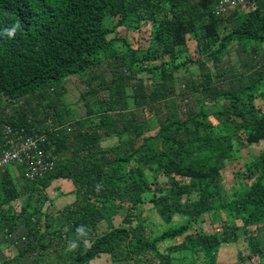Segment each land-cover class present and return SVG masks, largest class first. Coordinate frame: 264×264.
<instances>
[{
  "label": "trees",
  "instance_id": "trees-1",
  "mask_svg": "<svg viewBox=\"0 0 264 264\" xmlns=\"http://www.w3.org/2000/svg\"><path fill=\"white\" fill-rule=\"evenodd\" d=\"M214 3L215 0H167L166 11L171 16L165 13L156 16L159 8L152 0H0V99H27L36 94L43 96V90L48 88L53 91L63 78L96 68L114 53L117 43L130 52L131 59L125 66L129 75H134L136 72L132 65L137 62L135 51L128 49L124 39L109 35L118 26L127 27L130 22L138 25L144 19L137 14L139 9L147 11L146 19L151 24V47L145 52L144 59L147 62L159 61L144 70L152 73L159 70L163 78L170 76L178 66L166 69L161 57L167 55L173 59L175 49L179 51L185 45L188 33L198 34L203 39L199 48L206 46L210 52L208 57L214 61L232 40L264 43V0H247L246 13L239 17V21L230 18L222 26V32L219 31L222 17L212 14ZM15 24L20 27L13 36H8L6 30ZM212 45H215L214 50L210 48ZM255 62L258 65L257 60L242 63L251 80L247 88L222 90L219 85L210 86L209 82L200 84L207 96L223 94L229 99V107L219 113L223 117L219 121V130L207 122L196 121L197 117L205 115L199 111L193 113L188 107L186 119L169 122L165 117L166 121L156 136L146 137L144 143L132 152L125 149L118 155L113 148L101 146L103 137L119 136L129 129L125 122L112 125L114 118L122 116L120 113L107 115L115 112L109 99L116 92H108L109 95L99 103L102 109L105 106V110L95 128L105 129L103 137L85 130L80 118L72 113L64 117L59 113L51 114L49 121L42 120L46 123L42 124L38 116L31 114L22 104L11 116L0 120V129L8 124L44 133L55 167L37 182L25 180L20 170L17 184L9 177L7 168L0 170V212L9 214L8 210L2 209L3 203L15 200L27 189L40 192L44 181L69 180L77 187V200L63 210L60 228L66 226L67 229L64 232L58 229L57 233L65 244L62 245L63 252L52 248L57 260L64 257L66 264H88L102 254L114 257L121 243L126 241L125 247L130 255L125 254L121 259L141 264L136 257L145 249L158 256L156 242L184 236V242L170 247L168 252L180 253V260L194 264L191 260L194 244L209 253L232 235L200 232L197 236L185 235L202 215L212 210L225 211L233 220L241 217L244 225L259 224L264 219V153L247 166V170L255 173L254 180L240 188L229 202L222 199L217 186L224 162L231 155L234 138L225 131L224 121L230 116L236 117L239 122L235 123V132L243 131L247 143L264 142V108L260 111L255 109L251 93L264 80V72H250ZM261 64L264 65V62ZM255 75H258L257 79ZM160 95H163L162 91L152 94L150 101H156ZM143 98L142 95L136 104H143ZM85 108L87 117L98 114L88 103ZM146 167L151 171L153 180L160 174L166 178L163 187L152 190L153 182L148 181L144 172ZM178 177L188 180L181 181ZM151 191L153 194L149 201L165 223L171 221L175 214L185 217V222L168 227L150 240L142 224L133 227L124 223L108 225L110 217L115 215L112 209L116 208V200L127 198L132 205L143 203L142 194ZM96 201H99L98 206ZM40 215L30 205L22 207L16 214L26 234L23 249L35 252L34 264L47 254V246L39 240L43 237L39 236L40 229L52 225L51 220H41ZM100 220L107 222V229L96 235ZM234 222L230 225L238 227ZM81 225L87 231L84 238H78L76 234L77 227ZM63 237L68 242L77 240V248L67 251L69 243H65ZM160 257L162 264H172L170 254Z\"/></svg>",
  "mask_w": 264,
  "mask_h": 264
},
{
  "label": "rangeland",
  "instance_id": "rangeland-1",
  "mask_svg": "<svg viewBox=\"0 0 264 264\" xmlns=\"http://www.w3.org/2000/svg\"><path fill=\"white\" fill-rule=\"evenodd\" d=\"M152 1L159 8L156 11V16H161L164 13L171 16L166 11L167 0ZM139 10L136 11L137 14L142 15L144 19L138 25L135 22H130L127 27L118 26L115 32L109 35L111 38L124 39L128 49L135 51L137 62L132 65L133 70L136 72L134 75H129L125 66V63L131 59L130 52L121 43H117L114 47V53L111 54L112 56L110 55L108 59L101 61L96 68L87 69L80 75L63 78L60 84L54 87L53 91L48 88L43 90L41 92L43 96L36 94L27 97V99H0V120L11 116L15 110L25 104L31 114L38 116L42 124L45 123L42 120L49 121V115L51 114L59 113L64 117L68 113H72L75 117L80 118L81 125L85 130L103 137L105 129L95 128V125L98 123L100 115L104 114L103 110H105V106H103L105 104L102 103V109L99 103L111 91L116 92L109 99L110 106L115 112L111 111L107 115L120 113L122 116L114 118L112 125H122L125 122L129 127L128 131H125L122 135L102 138L101 146L113 148L116 155L122 154L125 149L132 152L134 148L144 143L146 137L156 136L166 118L169 122L186 119L188 107L191 108L193 113L199 111L205 115L197 117L196 121L207 122L213 128L219 130V121L223 118L219 116V113L229 107V99L223 94H217L213 97L207 96L200 88V84L209 82L210 86L219 85L222 90L249 87L251 80L248 78L247 72L244 71L242 63L257 60L258 65L255 62L256 64L254 63L255 65L250 69V72L253 73L254 70L264 72V65L261 64L264 62V43L252 40L240 42L232 40L217 60L214 61L208 57L210 52L206 46L205 48H199L203 39L198 34L188 33L186 34L185 45L183 48L180 47L179 51L175 49L173 59H170L167 55L161 57L164 63L163 66L166 69L178 66L170 76L166 75L163 78L162 72L159 70H154L153 73L144 70L147 67L157 65L159 61L147 62L144 59L145 52L151 47V24L146 19L145 13L147 11L140 10V12H143L141 14ZM243 13H246V11L237 10L222 17L223 20L219 23V31L222 32V26L226 25L230 18L239 21V17H242ZM210 48H215V45ZM257 77L258 75H255L256 79ZM159 91H162L163 95H160L156 101H150V96L155 93L158 94ZM55 92H57V95ZM251 93L253 94V105L255 109L260 111L264 108V95H260L264 93V80L260 85H256L255 90H252ZM142 95L144 98L141 100H144L145 104H136V101L142 98ZM86 103L93 107L98 114L87 117ZM237 122H239V119L234 116H230L227 121H224L225 131L234 137L232 139L231 155L225 160L224 168L221 171V179L217 182L220 195L226 202H229L240 188L251 184L255 178V173L247 170V166L250 165L251 160L264 153L263 141L256 144L247 143L243 131L238 130L235 132V123ZM7 168L16 170V172L20 171L16 166ZM144 172L148 176V181L153 182L151 185L152 190L164 186L166 178L162 174L158 175L156 180H153L151 171L147 167ZM178 178L181 181L188 180L187 178ZM43 183L40 192L27 189L15 199V212L19 213L22 207L30 205L40 212L41 220L44 218L46 221L51 220L52 225L46 229L42 227L39 232V236H43L39 238L40 242L45 244V247L47 246L45 251L47 253L46 264H66L64 257H60L59 260L56 259L57 255L52 248L61 252L62 247L65 245L57 237V233L58 229L63 232L67 229L66 226L60 228L63 220L62 214L66 206L77 200V187L71 181L65 179H53ZM22 184L25 185L24 182H21ZM152 194V191L143 193V203L135 205L130 204L131 201H128L127 198L123 201L116 200L114 203L116 208L113 207L112 209L115 215L110 217L108 225L112 223L114 226H118L124 223L127 227H133L142 224L145 235L150 240L168 227H175L185 222V217L175 214L171 221L165 223L149 201ZM98 203L99 201L95 202L96 205ZM233 221L236 222L238 227L233 228L230 225ZM98 224L100 226L96 235L107 229L105 220H100ZM199 232L220 236L221 234L223 236V234L231 233L232 235L228 236L229 240L220 243L216 250L209 253L194 244L192 248L194 254L191 258L194 264H264V219L259 224L244 225L241 217L233 220L225 211L212 210L193 222L185 235L197 236ZM63 238L67 243L68 239ZM183 242L184 236L158 241L155 243L158 256L153 254L150 249H145L136 258L141 264H162L160 256L170 254L172 264H189L188 260H180V253L168 252L170 247ZM126 244V241L121 243L114 257L102 254L88 264H135L133 260L121 259L125 254L130 255L129 250L125 247Z\"/></svg>",
  "mask_w": 264,
  "mask_h": 264
},
{
  "label": "built area",
  "instance_id": "built-area-1",
  "mask_svg": "<svg viewBox=\"0 0 264 264\" xmlns=\"http://www.w3.org/2000/svg\"><path fill=\"white\" fill-rule=\"evenodd\" d=\"M247 4V0H215L212 14L224 17L233 10H246ZM47 145V137L42 132L3 125L0 129V170L16 166L25 180L39 181L55 167Z\"/></svg>",
  "mask_w": 264,
  "mask_h": 264
},
{
  "label": "crops",
  "instance_id": "crops-1",
  "mask_svg": "<svg viewBox=\"0 0 264 264\" xmlns=\"http://www.w3.org/2000/svg\"><path fill=\"white\" fill-rule=\"evenodd\" d=\"M7 170L9 177L17 184L20 181V171ZM14 204L15 200L1 205L9 214L0 212V264H34L35 252L23 249L26 234L21 220L16 217ZM38 261L37 264H46V254Z\"/></svg>",
  "mask_w": 264,
  "mask_h": 264
},
{
  "label": "clouds",
  "instance_id": "clouds-1",
  "mask_svg": "<svg viewBox=\"0 0 264 264\" xmlns=\"http://www.w3.org/2000/svg\"><path fill=\"white\" fill-rule=\"evenodd\" d=\"M19 27H20L19 24H15L13 27H11L10 29L6 30V34L8 36H13L15 34L16 30ZM76 234H77L78 238L86 237L87 236V231H86L85 226L81 225V226L77 227ZM85 243H86V241H85ZM77 246L78 245H77L76 241H70L66 250L71 252V251L75 250L77 248Z\"/></svg>",
  "mask_w": 264,
  "mask_h": 264
}]
</instances>
